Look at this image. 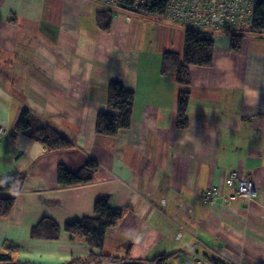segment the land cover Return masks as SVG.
I'll return each mask as SVG.
<instances>
[{
  "label": "crops",
  "instance_id": "1",
  "mask_svg": "<svg viewBox=\"0 0 264 264\" xmlns=\"http://www.w3.org/2000/svg\"><path fill=\"white\" fill-rule=\"evenodd\" d=\"M100 12L97 0H0V125L11 132L0 142V179L25 176L10 216L0 218V250L17 246L14 261L23 264L98 254L65 232L45 241L31 230L43 218L64 228L92 217L107 197L123 217L107 232L105 255L264 264V36L247 35L234 54L231 37L216 34L213 65L191 67L182 87L160 69L166 52L183 54L184 28L121 10L106 32ZM113 81L135 95L132 124L97 135ZM181 91L190 93L185 130L176 126ZM25 109L74 147L50 152L14 136ZM90 159L99 164L92 183L59 187V165L76 173ZM234 172L254 183L251 202L227 183ZM212 188L232 202H204Z\"/></svg>",
  "mask_w": 264,
  "mask_h": 264
},
{
  "label": "trees",
  "instance_id": "2",
  "mask_svg": "<svg viewBox=\"0 0 264 264\" xmlns=\"http://www.w3.org/2000/svg\"><path fill=\"white\" fill-rule=\"evenodd\" d=\"M119 8L122 11L135 14L140 17L157 19L162 21L165 18L167 0H147L146 4L134 8V0H119ZM114 14L100 12L97 16V23L102 31L109 32L112 27ZM244 34H231L230 50L239 54L242 50L244 39L247 35L264 36V0H256L253 22L246 29ZM215 53V41L210 32L202 30L187 29L184 35V52L182 55L167 52L163 55L161 63V74L166 77H173L176 83L182 87L191 85V67L210 68L213 65ZM133 92L128 91L118 82H111L108 85V112L101 113L96 121L97 135L115 137L120 131L129 129L132 124L134 108ZM190 93L181 91L177 103L176 126L185 130L189 125L188 107ZM25 136L41 144L50 152L69 150L74 147L72 142L53 129L48 124L33 115L29 110H23L14 136ZM99 169V164L90 159L74 173L64 165L57 168V182L61 188L83 186L94 181ZM25 176L15 174L0 181V218L10 216L16 203L17 194ZM121 209L114 208L109 198H102L95 203L94 215L80 221L68 223L61 228L50 218H43L37 226L31 230V238L34 240L57 241L62 232L68 234L71 240H82L91 249L100 252H92L86 258H73L68 264H169L172 256L162 255L153 260H137L130 257H112L105 255L104 249L107 232L115 227L122 219ZM19 248L12 244L0 250V264H23L14 261V256ZM220 264L217 260H212ZM30 264V263H26Z\"/></svg>",
  "mask_w": 264,
  "mask_h": 264
},
{
  "label": "built area",
  "instance_id": "3",
  "mask_svg": "<svg viewBox=\"0 0 264 264\" xmlns=\"http://www.w3.org/2000/svg\"><path fill=\"white\" fill-rule=\"evenodd\" d=\"M147 0H134V8L146 3ZM104 11L114 12L119 8V0H101ZM256 0H167L166 17L194 29L211 32L228 27L229 30L249 28L253 22ZM10 137L7 127L0 125V141ZM227 183L237 185L238 197L249 203L256 193L253 182L245 177L232 173ZM218 188H212L202 194L204 202L215 204L222 198L225 203L230 202L222 196ZM192 264H215L213 261L196 259Z\"/></svg>",
  "mask_w": 264,
  "mask_h": 264
},
{
  "label": "rangeland",
  "instance_id": "4",
  "mask_svg": "<svg viewBox=\"0 0 264 264\" xmlns=\"http://www.w3.org/2000/svg\"><path fill=\"white\" fill-rule=\"evenodd\" d=\"M98 2H99V5H100V7L102 8L103 6H102V2H101V0H97ZM147 2V1H146ZM146 4V3H145ZM145 4H143V5H145ZM143 5H140V6H143ZM139 7V6H138ZM102 11V10H101ZM117 11H120L121 12V9H117V10H115L114 12H112L113 14L115 13V12H117ZM103 12V11H102ZM104 12H110V11H104ZM123 12V11H122ZM127 14H128V18L130 19V14H132V13H128V12H126ZM114 17H115V15H114ZM143 18H145V17H143ZM114 19V18H113ZM157 20V19H156ZM129 21V20H128ZM162 21H166V22H169V23H172V24H174V25H177V26H180V27H182V28H184L185 29V32H186V30L187 29H192V30H199V29H194V28H191V26L190 27H188V26H185V25H183L182 26V24H180V23H177V22H174V21H172L171 19H169V18H167L166 17V14H165V18H163V20ZM246 29H248V28H242V29H238V30H229V28L228 27H225V28H223L222 30H219V31H215V32H211V31H208V30H202V31H206V32H210L212 35H213V37L216 35V34H218V33H227L230 37H231V34L233 33V34H244L243 32L246 30ZM214 41H215V39H214ZM167 53V52H166ZM10 134H11V132H10ZM0 142H2V140L0 141ZM2 179H0V181H1ZM254 184V183H253ZM255 186V185H254ZM256 189V188H255ZM255 195H256V193H255ZM255 195H254V197H255ZM228 199H230L231 198V200H230V203L232 202V200H233V198L232 197H230V196H226ZM235 197H237V198H239L238 197V193H236V196ZM254 197L252 198V200L254 199ZM251 200V201H252ZM244 201V200H243ZM250 201V202H251ZM245 202V201H244ZM207 203L208 204H211V202H209V201H207ZM200 259H204V258H200ZM204 260H207V259H204Z\"/></svg>",
  "mask_w": 264,
  "mask_h": 264
},
{
  "label": "water",
  "instance_id": "5",
  "mask_svg": "<svg viewBox=\"0 0 264 264\" xmlns=\"http://www.w3.org/2000/svg\"><path fill=\"white\" fill-rule=\"evenodd\" d=\"M120 264H134V263H120Z\"/></svg>",
  "mask_w": 264,
  "mask_h": 264
}]
</instances>
